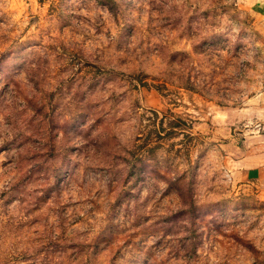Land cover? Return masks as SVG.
<instances>
[{
	"label": "rangeland",
	"instance_id": "rangeland-1",
	"mask_svg": "<svg viewBox=\"0 0 264 264\" xmlns=\"http://www.w3.org/2000/svg\"><path fill=\"white\" fill-rule=\"evenodd\" d=\"M262 137L264 0H0V264H264Z\"/></svg>",
	"mask_w": 264,
	"mask_h": 264
},
{
	"label": "crops",
	"instance_id": "crops-1",
	"mask_svg": "<svg viewBox=\"0 0 264 264\" xmlns=\"http://www.w3.org/2000/svg\"><path fill=\"white\" fill-rule=\"evenodd\" d=\"M264 140V137H262ZM260 153V152H259ZM257 165H251L244 171V176L247 178L253 177L255 180H264V153L259 155V159L255 161Z\"/></svg>",
	"mask_w": 264,
	"mask_h": 264
}]
</instances>
